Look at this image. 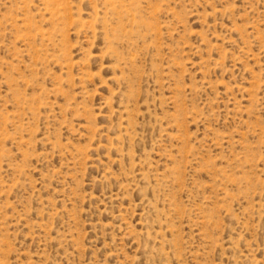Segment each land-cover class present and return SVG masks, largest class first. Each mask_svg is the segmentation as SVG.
<instances>
[{"label":"rangeland","instance_id":"374dc122","mask_svg":"<svg viewBox=\"0 0 264 264\" xmlns=\"http://www.w3.org/2000/svg\"><path fill=\"white\" fill-rule=\"evenodd\" d=\"M0 264H264V0H0Z\"/></svg>","mask_w":264,"mask_h":264}]
</instances>
